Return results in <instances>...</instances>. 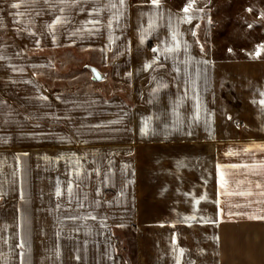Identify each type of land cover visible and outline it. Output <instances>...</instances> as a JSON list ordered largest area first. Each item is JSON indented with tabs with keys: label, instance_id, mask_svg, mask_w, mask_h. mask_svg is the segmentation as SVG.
Returning a JSON list of instances; mask_svg holds the SVG:
<instances>
[{
	"label": "crops",
	"instance_id": "0c3cea01",
	"mask_svg": "<svg viewBox=\"0 0 264 264\" xmlns=\"http://www.w3.org/2000/svg\"><path fill=\"white\" fill-rule=\"evenodd\" d=\"M14 3L0 49L87 51L109 88L50 87L32 71L47 63L2 59L0 264H130L126 227L136 264H264L249 218L264 216V58H215L196 37L206 11L176 0Z\"/></svg>",
	"mask_w": 264,
	"mask_h": 264
},
{
	"label": "rangeland",
	"instance_id": "374dc122",
	"mask_svg": "<svg viewBox=\"0 0 264 264\" xmlns=\"http://www.w3.org/2000/svg\"><path fill=\"white\" fill-rule=\"evenodd\" d=\"M187 7L192 3L194 8L206 11L207 21L197 27V40L200 47L209 46L215 58L248 59L264 58V0H176ZM202 34L204 35L202 37ZM10 51V50H9ZM29 55L30 62L47 63L45 68L33 66L32 71L47 86L62 89L87 88L92 81L90 53L78 49H13L5 53L0 49V67L6 56L18 58ZM97 58V56L95 57ZM2 69L0 68V71ZM109 77V69H99ZM96 81L97 88L108 93L109 82L105 78ZM229 87H224L226 101L236 97L230 95ZM231 103V102H229ZM6 199H0L4 205ZM117 249L125 255L130 264H136V242L133 227L116 229Z\"/></svg>",
	"mask_w": 264,
	"mask_h": 264
},
{
	"label": "snow or ice",
	"instance_id": "6c2138e0",
	"mask_svg": "<svg viewBox=\"0 0 264 264\" xmlns=\"http://www.w3.org/2000/svg\"><path fill=\"white\" fill-rule=\"evenodd\" d=\"M24 2H26V0H21V3H24ZM119 2L121 4H123L124 3V0H119ZM21 3H14V4H12V7L13 8H19V7H21ZM151 3L153 5H155V6H159L160 0H151ZM115 6H116L115 4L112 5V7H115ZM191 7H192V3L190 2L189 5L183 9V11L185 13H187ZM185 19H186V21L190 22V17H187L186 16ZM60 22L61 21L59 20V18H57L56 23H60ZM97 23H98V21H97ZM50 27H51V25H50ZM173 40H175V36H173ZM177 47H178V45H177ZM173 50L174 49H172V48H166L165 49V51H167V52H171ZM153 63H155V61ZM146 67H151V65H146ZM261 95H264V93H261ZM260 103L262 105H264V100L260 101ZM231 167L235 168V167H238V165H232ZM225 183H226V181L224 180V175H223V173H221V187H224V184ZM257 186L259 187V185H257ZM57 194L58 195L60 194L59 191L57 192ZM248 194H250V193H248ZM240 195H245V193H240ZM249 218L250 219H264V216H260V217H249Z\"/></svg>",
	"mask_w": 264,
	"mask_h": 264
},
{
	"label": "water",
	"instance_id": "95a60500",
	"mask_svg": "<svg viewBox=\"0 0 264 264\" xmlns=\"http://www.w3.org/2000/svg\"><path fill=\"white\" fill-rule=\"evenodd\" d=\"M89 67V69H90V71H91V73H92V78L93 79H96V80H98V79H101L103 76H104V73H101L98 69H96L95 67H93V66H88Z\"/></svg>",
	"mask_w": 264,
	"mask_h": 264
}]
</instances>
